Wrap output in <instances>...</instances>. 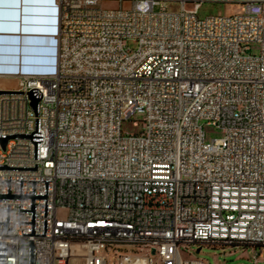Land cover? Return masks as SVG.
Returning <instances> with one entry per match:
<instances>
[{
  "label": "built area",
  "instance_id": "2783aa9c",
  "mask_svg": "<svg viewBox=\"0 0 264 264\" xmlns=\"http://www.w3.org/2000/svg\"><path fill=\"white\" fill-rule=\"evenodd\" d=\"M56 2L55 72L0 86L42 93L38 160L30 139L0 144V165L38 164L0 170V194L10 177V195L20 181L46 195L48 181L34 264H209L192 255L204 248L264 262V0ZM204 3L240 11L201 19ZM30 103L0 95V135L35 132ZM209 127L222 137L208 142ZM7 206L6 264H28L31 199H0V222Z\"/></svg>",
  "mask_w": 264,
  "mask_h": 264
},
{
  "label": "crops",
  "instance_id": "0c3cea01",
  "mask_svg": "<svg viewBox=\"0 0 264 264\" xmlns=\"http://www.w3.org/2000/svg\"><path fill=\"white\" fill-rule=\"evenodd\" d=\"M28 9V11H25ZM0 18V74L50 75L57 63L59 11L56 0L24 4ZM12 12L18 13L13 17ZM27 29V30H26Z\"/></svg>",
  "mask_w": 264,
  "mask_h": 264
},
{
  "label": "water",
  "instance_id": "95a60500",
  "mask_svg": "<svg viewBox=\"0 0 264 264\" xmlns=\"http://www.w3.org/2000/svg\"><path fill=\"white\" fill-rule=\"evenodd\" d=\"M11 95V94H28L31 99V109L35 112V132L32 134H12V135H0V144L5 151V147L11 139H30L34 144V160L39 158V145L43 142V134L40 132V117H39V101L42 98V93L38 89H33L30 92H8L0 91V95ZM37 165L35 168L31 167H8L6 165H0V170H18V171H37ZM8 185V195L0 194V199H31V210H22L19 207V212H32V222H19L20 224H32V233L23 234V236H30L29 241V252H28V264H34L36 256V247L33 244L32 236H46L47 223L45 220L44 235H35V199H46L45 206V217H47V192H48V181H42L46 183V195H35V184L39 181H33V195H22V183L20 181V195H10L11 191V177L10 180H4ZM3 182V181H2ZM9 217H10V206H7V222H0V224L7 225L9 230ZM7 257V243L0 242V264H6Z\"/></svg>",
  "mask_w": 264,
  "mask_h": 264
},
{
  "label": "rangeland",
  "instance_id": "374dc122",
  "mask_svg": "<svg viewBox=\"0 0 264 264\" xmlns=\"http://www.w3.org/2000/svg\"><path fill=\"white\" fill-rule=\"evenodd\" d=\"M106 8L115 7L112 3H106ZM170 11H178L179 7L177 5L171 6L169 8ZM240 6L224 4V3H204L198 11V17L203 19L209 16H226L235 13H239ZM130 48L134 49L135 44L130 43ZM1 87L15 89L16 81L3 79L0 84ZM143 120V117L140 114H135L130 121H126L123 124V131L127 134H135L139 129L134 126L135 122L140 123ZM222 137V133L220 130L209 127L206 129V140L208 142L213 139H220ZM193 250H197V248H193ZM228 252L223 253L221 250H214L211 248H204L201 252H193V257L201 260L207 261L209 264H217L228 262L229 264H250L251 261L247 258H240L241 256L251 257V251L248 249L245 254H243L242 250H237L232 256H227ZM114 262V260H112ZM73 264H79L78 261ZM114 264V263H113ZM264 264V262L260 263Z\"/></svg>",
  "mask_w": 264,
  "mask_h": 264
},
{
  "label": "snow or ice",
  "instance_id": "6c2138e0",
  "mask_svg": "<svg viewBox=\"0 0 264 264\" xmlns=\"http://www.w3.org/2000/svg\"><path fill=\"white\" fill-rule=\"evenodd\" d=\"M21 2H23L24 4H33V3L46 2V0H0V18L9 15V13L4 12L3 9L5 8L18 9L21 5ZM25 11H28V9H25ZM11 15L13 17H16L18 16V13L12 12Z\"/></svg>",
  "mask_w": 264,
  "mask_h": 264
}]
</instances>
